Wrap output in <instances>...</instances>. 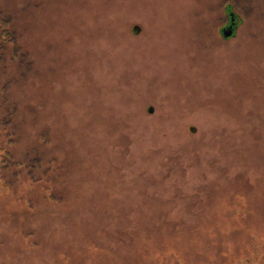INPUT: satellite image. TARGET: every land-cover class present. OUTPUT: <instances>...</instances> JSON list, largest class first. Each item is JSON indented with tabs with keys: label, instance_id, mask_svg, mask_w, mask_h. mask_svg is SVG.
I'll list each match as a JSON object with an SVG mask.
<instances>
[{
	"label": "rangeland",
	"instance_id": "1",
	"mask_svg": "<svg viewBox=\"0 0 264 264\" xmlns=\"http://www.w3.org/2000/svg\"><path fill=\"white\" fill-rule=\"evenodd\" d=\"M0 264H264V0H0Z\"/></svg>",
	"mask_w": 264,
	"mask_h": 264
},
{
	"label": "water",
	"instance_id": "2",
	"mask_svg": "<svg viewBox=\"0 0 264 264\" xmlns=\"http://www.w3.org/2000/svg\"><path fill=\"white\" fill-rule=\"evenodd\" d=\"M228 16H229V22H228V25L223 27L220 32H221V35L225 38L231 36L233 34V28H232V25L234 24V16L232 13H228Z\"/></svg>",
	"mask_w": 264,
	"mask_h": 264
},
{
	"label": "flooded vegetation",
	"instance_id": "3",
	"mask_svg": "<svg viewBox=\"0 0 264 264\" xmlns=\"http://www.w3.org/2000/svg\"><path fill=\"white\" fill-rule=\"evenodd\" d=\"M228 25V22H226L222 27H221V29L223 28V27H225V26H227ZM232 28H233V34H234V32H235V22H234V24L232 25ZM232 34V35H233ZM229 37H231V36H229Z\"/></svg>",
	"mask_w": 264,
	"mask_h": 264
},
{
	"label": "trees",
	"instance_id": "4",
	"mask_svg": "<svg viewBox=\"0 0 264 264\" xmlns=\"http://www.w3.org/2000/svg\"><path fill=\"white\" fill-rule=\"evenodd\" d=\"M238 20V22L236 23L237 24V27L239 26V24L242 22V18H236ZM3 119H7L6 117H3Z\"/></svg>",
	"mask_w": 264,
	"mask_h": 264
}]
</instances>
